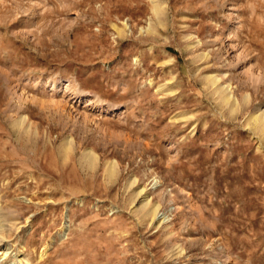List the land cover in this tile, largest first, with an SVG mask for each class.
Instances as JSON below:
<instances>
[{
    "label": "rangeland",
    "instance_id": "1",
    "mask_svg": "<svg viewBox=\"0 0 264 264\" xmlns=\"http://www.w3.org/2000/svg\"><path fill=\"white\" fill-rule=\"evenodd\" d=\"M263 110L264 0H0V264H264Z\"/></svg>",
    "mask_w": 264,
    "mask_h": 264
},
{
    "label": "bare ground",
    "instance_id": "2",
    "mask_svg": "<svg viewBox=\"0 0 264 264\" xmlns=\"http://www.w3.org/2000/svg\"><path fill=\"white\" fill-rule=\"evenodd\" d=\"M158 12V11H157ZM224 101H229V99L228 98H224ZM252 126L255 128V129H261V128H264V110H263V112H261V114H258V115H256L255 117H253V119H252ZM85 159L86 160H91V161H93V159H94V156H93V154H92V152H88L87 154H86V156H85ZM143 192V190L142 191H140V194ZM146 215L149 217H153V219H155L156 217H157V215H158V207H153V208H151V209H149V210H147V213H146ZM2 221H0V226H1V228H2V223H1ZM0 228V229H1ZM4 228V227H3ZM3 230L1 229V232H2ZM1 250H2V248H0V255H4L5 257H6V255L8 254V248H4V250H3V252H1Z\"/></svg>",
    "mask_w": 264,
    "mask_h": 264
}]
</instances>
